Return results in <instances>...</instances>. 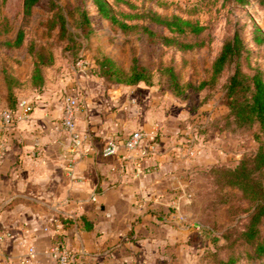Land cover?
I'll return each instance as SVG.
<instances>
[{"label": "crops", "instance_id": "0c3cea01", "mask_svg": "<svg viewBox=\"0 0 264 264\" xmlns=\"http://www.w3.org/2000/svg\"><path fill=\"white\" fill-rule=\"evenodd\" d=\"M150 87L62 73L42 92L19 94L35 109L2 128L7 90L0 76V137L8 136L0 150V236L8 235L0 264H24L32 246L28 264H54L49 248L57 240L73 249L72 264H154L165 249L188 247L201 223L198 184L221 162L220 141L215 132H195L173 96ZM67 95L81 102L78 127L87 136L72 175L62 125ZM156 127L155 150L144 141L137 151L122 145L117 155L102 154L109 141Z\"/></svg>", "mask_w": 264, "mask_h": 264}, {"label": "rangeland", "instance_id": "374dc122", "mask_svg": "<svg viewBox=\"0 0 264 264\" xmlns=\"http://www.w3.org/2000/svg\"><path fill=\"white\" fill-rule=\"evenodd\" d=\"M128 1L134 7L121 3L117 11L135 13L152 8L162 15L177 14L192 21H199L205 26L204 32L198 37L189 35L181 40L198 41L201 45L190 50L163 45L162 35L171 34L150 23L149 27L155 32L153 37L139 29L122 31L99 14L92 0H41L29 17L24 13V0H1L0 76L4 77V71H7L23 80L28 79L33 69V57L30 53L32 44L36 49L40 44H46V54L49 56V51L53 53V62L44 66L46 79L49 80L62 73L78 72L75 68L78 57L89 62L83 71L84 75L91 73L93 61L97 58L111 57L126 72H129L133 60L137 59L153 75V85L150 88H157L165 96L168 90L173 91L165 71L171 67L184 87V92L177 95L178 97L169 92L167 97L173 96V105L186 110L187 123L197 124L194 126L195 132H215L213 135L216 134L217 139L219 138L221 150V162L218 164L235 167L245 155L256 152L258 144L251 137L250 131L233 127L231 123L227 124L225 130L224 124H221L228 113L226 83L232 68L223 73L215 83L211 82V69L224 43L239 29L253 54L247 67L259 68L264 72V52L252 38L255 24L264 33V5L259 0H249L247 4H241L237 0ZM59 9L69 20L70 32L73 35L70 36V41L60 37L57 29H49V20ZM79 9H85L89 15L93 28L89 35L83 33L76 25ZM119 17L125 19L120 14ZM137 22L143 23L140 20L129 21L132 24ZM20 29L25 31L24 45L9 46L8 42L15 41ZM203 81H208V85L199 88ZM188 84L191 86H187ZM20 91L23 97L36 92L29 84H24ZM217 118V126L209 128L210 122ZM203 176L198 184V190L202 192L198 198L203 204L198 207L196 213L200 222L205 224V230L198 231L195 228L189 237L188 247L165 249L154 264H211L230 254L238 255L236 264H264V258L252 260L246 256L249 246L239 238L254 210L252 203L244 198L240 190L222 188L220 192L217 190L214 196L223 195L222 206L215 211H206L205 202L211 198L205 194L204 190L209 182ZM261 229L264 231V220Z\"/></svg>", "mask_w": 264, "mask_h": 264}, {"label": "trees", "instance_id": "16d2710c", "mask_svg": "<svg viewBox=\"0 0 264 264\" xmlns=\"http://www.w3.org/2000/svg\"><path fill=\"white\" fill-rule=\"evenodd\" d=\"M1 1V0H0ZM5 2L6 0H2ZM41 0H24L23 9L26 16H31L34 7ZM99 14L109 21L112 25L117 26L122 31L139 29L148 36L153 37L155 32L149 27L150 24L163 28L171 35H162L163 45H174L179 49L190 50L199 47L201 42L183 41L181 38H186L189 35L198 37L205 30V26L199 21H192L180 15H162L152 8L143 9L135 13L117 11V7L121 3L130 5L128 0H92ZM241 4H247L249 0H237ZM264 5V0H259ZM132 6V5H130ZM134 7V6H132ZM119 14L129 21L140 20L143 23H129L125 19H121ZM50 30H58L60 37L70 41L69 20L62 10H58L52 19L49 20ZM76 25L83 33L89 35L93 32L90 18L85 9L78 10ZM25 31L20 29L16 35L14 42H8L9 46L21 47L25 43ZM253 41L256 45L262 47L264 52V33L261 28L254 25ZM46 44H40L39 48L35 45L30 46V53L33 57V69L28 79L22 80L19 76L13 75L4 71V84L6 86V103L5 110L16 112L19 108V94H22L20 88L24 84H29L36 92H42L46 86V75L44 66L53 62V53L46 54ZM251 50L245 43L242 33L236 30L234 36L228 39L219 55L215 58L212 64L211 82L215 83L219 77L230 69V75L226 83V105L228 113L224 116V129H227V124H232L233 127L241 128L250 131L251 137L258 144L256 152L250 155H245L235 167L227 165H214L206 173L205 177L208 180V186L204 191L209 199L205 202L206 211H215L222 206V198L214 197L215 192L222 188L240 190L244 198L248 199L254 208L250 220L241 231L239 238L245 242L248 247L246 256L252 260L264 258V231L261 229V224L264 220V72L259 68L252 69L247 67L252 56ZM48 56V58H47ZM82 59L78 57L75 64ZM168 75V83L176 96L181 95L184 90L181 83L178 81L176 73L171 67L165 69ZM91 74L107 80L112 84L135 86L144 83L147 86L153 85V75L151 71L144 65L140 64L137 59L133 60V64L126 72L117 62L111 57L97 58L93 61ZM208 81H203L199 88H204L208 85ZM187 86H191L188 84ZM177 96V97H178ZM177 99V98H176ZM219 123L217 120L210 122L209 128H215ZM222 126V125H220ZM229 130V127H228ZM203 191V192H204ZM198 195L202 192L197 191ZM224 206V205H223ZM228 206V205H227ZM204 220V219H203ZM202 230H205V224L202 223ZM238 255L230 254L226 258H218L216 263L211 264H236Z\"/></svg>", "mask_w": 264, "mask_h": 264}, {"label": "built area", "instance_id": "2783aa9c", "mask_svg": "<svg viewBox=\"0 0 264 264\" xmlns=\"http://www.w3.org/2000/svg\"><path fill=\"white\" fill-rule=\"evenodd\" d=\"M87 59H80L75 68L78 72L83 73L88 67ZM81 102L76 95H67L63 102V116L62 125L66 129L69 138L68 148V160H67V171L70 175L73 174V170L76 165V157L82 154L83 148L87 136L83 134L78 127V116L81 111ZM35 109V103L28 98L20 100L19 108L16 112L5 110L2 113V128L10 126L16 117L29 118ZM158 127L152 130H137L129 134V136L122 142L111 140L104 147L102 154L106 157L117 155L122 145L128 151H137L143 147L144 141H148V149L155 150L157 146V139L159 137ZM8 142V136L4 133L0 137V150H4L6 143ZM60 223L59 220L56 221ZM202 224L199 223L195 228L198 231L202 230ZM49 229V228H45ZM8 235H1L0 242L4 241ZM50 254L53 258L54 264H72L75 253L71 247H69L64 240H57L49 248ZM35 255V247H29L28 255L23 260L24 264L29 263V259Z\"/></svg>", "mask_w": 264, "mask_h": 264}]
</instances>
